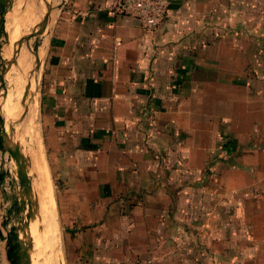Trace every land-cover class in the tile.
<instances>
[{"label": "crops", "instance_id": "0c3cea01", "mask_svg": "<svg viewBox=\"0 0 264 264\" xmlns=\"http://www.w3.org/2000/svg\"><path fill=\"white\" fill-rule=\"evenodd\" d=\"M115 2L63 0L40 49L66 263L264 264V0L149 32Z\"/></svg>", "mask_w": 264, "mask_h": 264}, {"label": "water", "instance_id": "95a60500", "mask_svg": "<svg viewBox=\"0 0 264 264\" xmlns=\"http://www.w3.org/2000/svg\"><path fill=\"white\" fill-rule=\"evenodd\" d=\"M62 2L63 0H13L8 9L4 8V14L0 20L2 38L0 43V253L2 264H32L35 259L36 249L30 235V228L40 218L36 193L32 187L34 173L31 170L28 152L19 135L26 124L30 106L35 102L37 108L40 46L51 26L52 12L58 9ZM28 4L37 11V20L26 32L11 41L5 29V17L12 14L11 20L18 18ZM22 47L32 56L33 62L28 75L23 76L24 87L18 101L21 112L14 117V115H6L2 106L9 88L7 74L11 68L19 71L17 59ZM3 48L9 49L7 59L2 56ZM33 74H35V85L31 87ZM39 229L38 225L37 230Z\"/></svg>", "mask_w": 264, "mask_h": 264}, {"label": "bare ground", "instance_id": "6f19581e", "mask_svg": "<svg viewBox=\"0 0 264 264\" xmlns=\"http://www.w3.org/2000/svg\"><path fill=\"white\" fill-rule=\"evenodd\" d=\"M40 7L38 9L39 11ZM11 15L12 14H8L5 17V29L7 30L8 37L11 41H14L22 33L26 32L32 25H34L37 20V11L34 10L31 4L25 6V9L22 11L18 18L11 20ZM2 56L7 59L9 57V49L7 50L6 48H3ZM32 62V56L24 49V47H22L17 59L19 71H17L15 68H11L7 74L9 88L6 100L2 106V110L6 115H14V117H17L21 112V108L18 107V101L21 97V93L24 87L23 76L28 75V71L32 65ZM34 76L35 74H33L31 78V87L35 85ZM35 110L36 106L34 102L30 106L26 124L19 135V138L22 140V143H24L28 152L31 162V170L32 173H34V177L32 179V187L36 193L38 213L40 218V220H38V222H35L30 228V235L33 238L34 246L36 249L35 259L33 260L32 264H52L54 262L52 259L57 254V222L55 223L54 216H52L51 219V215L48 214L51 206V200L50 195L46 193V190L44 191L45 184L41 171V161H39V158L37 157L38 155L34 153L35 151H33L31 147L29 148L30 143H32L35 138ZM29 129H31V131ZM38 225L40 226L39 230H37Z\"/></svg>", "mask_w": 264, "mask_h": 264}, {"label": "rangeland", "instance_id": "374dc122", "mask_svg": "<svg viewBox=\"0 0 264 264\" xmlns=\"http://www.w3.org/2000/svg\"><path fill=\"white\" fill-rule=\"evenodd\" d=\"M13 0H7L5 4L6 9L10 7ZM1 16L4 14V9L1 11ZM35 14V12H34ZM33 14V16H34ZM34 18V17H33ZM2 42V38L0 35V43ZM42 45V44H41ZM41 55V51H40ZM37 108H36V117L34 121V141L30 143L29 148L31 147L34 153L38 155L39 161H41L42 166L46 172V193L50 195V207L52 216L55 217V223L57 227L56 234V247L57 254L53 257L52 264H67L66 257L64 252V226L62 224V220L60 217V211L64 206V202L66 200L65 193L63 192V181L61 178V172L59 168V163L54 155V150L52 145L49 144V141L46 136V131L43 129V125L41 123V114L39 111V93H37ZM31 131V129H29ZM46 168V169H45Z\"/></svg>", "mask_w": 264, "mask_h": 264}, {"label": "built area", "instance_id": "2783aa9c", "mask_svg": "<svg viewBox=\"0 0 264 264\" xmlns=\"http://www.w3.org/2000/svg\"><path fill=\"white\" fill-rule=\"evenodd\" d=\"M170 0H116L114 10L135 17L145 31H153L164 20Z\"/></svg>", "mask_w": 264, "mask_h": 264}]
</instances>
